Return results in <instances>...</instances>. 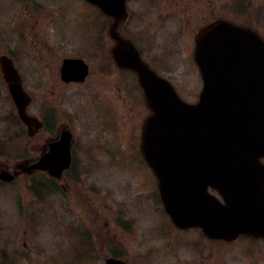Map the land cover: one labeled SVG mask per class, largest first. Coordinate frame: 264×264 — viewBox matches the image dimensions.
<instances>
[{"label":"rangeland","instance_id":"rangeland-1","mask_svg":"<svg viewBox=\"0 0 264 264\" xmlns=\"http://www.w3.org/2000/svg\"><path fill=\"white\" fill-rule=\"evenodd\" d=\"M196 1L131 0L134 19L128 25L130 37L135 38L142 47L145 58L153 63L161 75L173 81L180 90L178 93L186 101L195 100L202 88L193 62L194 38L202 26L216 18L228 17L239 24L249 23L264 36V0H201L200 4ZM238 6H241V11L236 14ZM244 9L246 14L241 19L243 16L239 15ZM90 11L77 4L65 7L64 14H72L73 18L68 21L65 18L55 28V36L58 30L70 53L81 55V51L85 54L81 56L87 59L91 67L86 85L72 87L64 92L65 96L61 99L58 97L59 92L54 95L51 90L30 91L35 98L30 113L38 115L43 106L51 107L59 121L69 123L75 136L77 166L75 179L70 183L69 204L64 206L67 203L65 200L53 199L49 194L32 198L27 188L22 186V181L28 177L20 179L13 189L24 198L25 207L43 202L53 210H58L59 204V214L61 218L64 217L59 220V227L64 229V234L71 236L73 244L75 238L68 223L79 227L83 225L90 232V238L85 239L84 244L98 250L96 258H99V253L103 256L110 254L107 251L113 248L124 250V257L129 259H167L166 250L171 240L167 236H156L155 229L165 230L168 226L161 218L156 198L150 200L152 180L144 182L146 177L143 171L146 174L148 171L141 170L138 158L141 125L149 114L148 109L132 76L118 73L109 56L106 70L102 55H86L91 47H97V53L99 50L92 29L96 25L91 19H95L97 13ZM20 129L14 120L0 123V164H13L29 155L35 157L47 140V133L39 134L34 139H25ZM8 190L0 189V195H6ZM42 212V235L36 239L41 246H48L47 249L54 251L57 246H53L55 243L51 234L54 217L46 214L45 210ZM0 216L6 218L1 220V227H15V231L25 227L16 225L17 216L8 197H0ZM6 221L11 222L3 226ZM121 224L129 228L120 234L118 226ZM81 229L80 236L83 237L85 230ZM184 237L190 240L176 241L188 243L197 238L194 232ZM16 239L19 243L24 241L20 236H16ZM29 239L26 236L28 242ZM63 246L66 247V244ZM246 247V243L240 241L233 246L222 244L219 248L222 249L220 253L230 250L231 254L238 255ZM80 252L87 255L88 251L80 248ZM225 255L218 260L231 264V255ZM255 255L249 256L245 264H250ZM200 256L196 252L189 259H201Z\"/></svg>","mask_w":264,"mask_h":264},{"label":"water","instance_id":"water-1","mask_svg":"<svg viewBox=\"0 0 264 264\" xmlns=\"http://www.w3.org/2000/svg\"><path fill=\"white\" fill-rule=\"evenodd\" d=\"M116 20L114 57L139 75L154 116L143 126L142 153L159 179L166 212L180 228L200 227L209 236L264 239V184L252 186L264 167V42L253 32L215 22L197 35L195 61L204 79L197 105L183 103L173 88L144 64L115 30L125 21L126 0H88ZM8 67V66H7ZM21 119L30 99L16 73L2 67ZM87 71L75 77L83 81ZM13 82V83H12ZM70 139L56 149L68 163ZM59 162L54 159L52 163ZM64 168V167H63ZM62 168V170H63ZM259 178V176H257ZM219 191L225 205L208 193Z\"/></svg>","mask_w":264,"mask_h":264},{"label":"flooded vegetation","instance_id":"flooded-vegetation-1","mask_svg":"<svg viewBox=\"0 0 264 264\" xmlns=\"http://www.w3.org/2000/svg\"><path fill=\"white\" fill-rule=\"evenodd\" d=\"M197 4L201 0L196 1ZM77 4L88 10L96 9L89 5L85 0H0V60L3 57L9 58L13 61L14 67L19 72L23 80L24 88H33L38 91L51 90L54 95L59 92V99L63 98L64 92L69 91L72 87L80 85L66 82L62 80L61 74L64 70V63L69 60L77 59L66 51V43H63V37L60 36L56 27L59 22L65 18L67 21L72 17V14H64L65 7ZM100 37L98 44L101 55L104 57V69L107 70L108 64V19L101 16ZM97 48V47H96ZM89 66V73L91 74V67ZM1 70V69H0ZM1 80V71H0ZM2 81V80H1ZM3 92H7V86L0 83ZM5 105H0V118L6 120ZM51 132H49L48 136ZM55 137H48V141L42 144L39 154L36 158H28L24 163L17 165L18 171L13 170V175L16 176L14 182H18L23 176L36 175L35 171H29L30 167L39 160L47 152L49 142L55 140ZM10 166L2 165L1 171L10 172ZM0 171V172H1ZM11 173V172H10ZM42 173V172H40ZM12 174V173H11ZM66 173L63 174L61 180L52 179L55 187L57 199L66 198L69 202L70 185L69 180L65 178ZM39 183V181L23 180V188H30V184ZM12 184V183H11ZM4 185V184H2ZM59 189H62V194ZM27 189V193H28ZM20 233H3L0 234V264H106V259L77 261L74 258L59 259L53 256L44 255L42 247L38 243V239L34 240L33 237L37 233H29L28 229H20ZM176 234H167L170 242L167 246L166 256L167 259H126V264H224L218 258L231 255V264H245L248 257L256 254L252 258L250 264L264 263V243L259 241H250L251 244L247 245L245 251L238 255L231 254L230 250H223L220 253L219 242L211 241L205 238L199 230L182 231L175 230ZM187 232H194L196 239L188 243H179L176 239L190 240L184 236H188ZM200 233V237L197 235ZM16 236L24 239V242H17ZM26 236L29 237L28 242ZM194 236V235H193ZM67 249L74 250V243L72 238L68 235ZM58 240V239H57ZM211 245V247H210ZM224 246H230L224 244ZM233 246V245H232ZM182 249V251H181ZM205 249L206 251H204ZM241 249V248H240ZM217 250V251H216ZM219 251V252H218ZM163 250H161L162 255ZM200 254L201 259H189L195 253ZM188 253H194L189 255ZM205 253V254H204ZM177 257H181L178 259ZM163 258V255H162ZM241 259V260H240Z\"/></svg>","mask_w":264,"mask_h":264}]
</instances>
